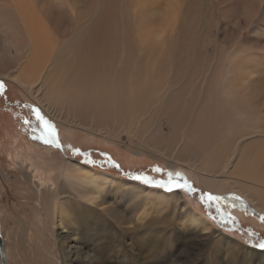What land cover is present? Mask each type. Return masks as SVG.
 Returning a JSON list of instances; mask_svg holds the SVG:
<instances>
[{"label":"bare ground","instance_id":"obj_1","mask_svg":"<svg viewBox=\"0 0 264 264\" xmlns=\"http://www.w3.org/2000/svg\"><path fill=\"white\" fill-rule=\"evenodd\" d=\"M0 79L62 131V147L43 144L41 160L19 150L14 157L41 185L34 215L42 207L60 231L51 264L120 257L119 248L76 245L101 216L152 234L137 264H157L159 250L184 237L211 248L213 264H221L222 240L234 245L178 192L65 156L75 134L180 168L207 192L246 201L257 221L264 215V0H0ZM114 205H128L123 222ZM114 223L98 228L112 242ZM3 230L0 221L7 264ZM234 246L233 254L264 264V253Z\"/></svg>","mask_w":264,"mask_h":264},{"label":"rangeland","instance_id":"obj_2","mask_svg":"<svg viewBox=\"0 0 264 264\" xmlns=\"http://www.w3.org/2000/svg\"><path fill=\"white\" fill-rule=\"evenodd\" d=\"M0 85H2L0 86V221L4 228L5 247L7 248L6 254H9V256L6 255L8 257L7 264H51L46 256L51 252V255L58 259V250L61 248V241L57 238H59L58 234L60 231L57 230L55 232L51 230L48 223L49 218L46 216L42 207L38 209L39 213L37 212V214L34 215V208L39 206L36 191L40 189L41 185L37 182L34 184L29 180V178L19 170L16 158H14L16 150H19L23 151L24 155L34 159V162H36L37 159L41 160L43 157H46L47 151L42 147L43 143L32 138L33 136L39 135V123L35 120L31 111L33 105H29L24 101L19 89L16 88L14 84L7 80L0 79ZM25 121H30V123L26 125ZM34 128L36 129L35 132L32 131ZM56 129L58 139H60L59 143H62L61 141L63 140L60 138L62 131H60L58 127H56ZM5 131H10L9 133H11V136L8 137ZM81 138L82 137L77 134L67 138V143L64 145L65 150L63 152L65 156L68 155L67 157H70L79 164L114 174L125 181H135L131 179V176L135 174H144L160 179L165 178L163 175L164 172H179L184 179L189 181V183L197 189V191L195 193L184 191L174 192H178L184 200L186 199L189 206L195 208L197 211H201L203 216L208 218L207 220L213 225V228L220 234H224V238L228 237L229 240H232L234 245H240V247L247 249L248 252L257 250L256 252L258 254L264 253V248L258 247V244L264 241V220H262L264 215L257 221L254 216L257 214V211L251 209L247 202L240 197L236 195H220L222 199L218 202L220 208L218 212L215 203L201 202V194L207 191L199 186L198 180L193 174L189 172L187 174V172L180 168L169 169L157 161H152L149 156L147 158V156L139 157L133 155L128 152L123 145L94 141L88 136L83 139ZM16 139L18 140L14 142ZM53 145L56 148L55 144ZM34 148L37 149L34 150ZM73 149H79L80 152L76 153ZM103 154H107V157L111 158V163ZM130 159L134 161L131 162ZM138 159L139 161H137ZM89 161H95L96 163L93 164ZM112 164H117L119 167H113ZM155 167L161 168L163 172H154L152 169ZM189 174H191V176ZM43 177L44 184H50V176L45 175ZM114 207L119 210L117 222L120 223V220L123 222L128 212V205L125 207L114 205ZM221 213L225 215L222 216ZM101 217L104 220L98 223L100 227L106 229L107 226L113 225L112 223H114V221L111 222L103 216ZM254 218L257 224L254 222ZM98 220L99 218L94 219L91 223H97ZM94 223L88 232L90 235L87 234L88 237L82 235L83 238L77 240L76 245L82 246V244L86 243L94 248L120 249V257H117V255L109 259L102 257L98 261L99 264H137V256L142 248H145L152 234H147L141 229L134 228L133 226L114 223L116 225L115 228L111 227L110 230L115 236L112 242L110 241L112 237L111 234H109L108 231L105 232L102 231V229H98L100 227L96 230ZM77 227L80 233H82L84 227L80 225H77ZM67 236L68 237L62 242L64 248L70 243V236ZM40 239H44L45 242L47 241L46 244L49 247L46 245L45 249L38 248ZM184 239L180 238L175 244L166 245V248L164 247V249L159 250L157 264L214 263L211 248H205L200 243L198 244L200 246L197 247V245L194 244L195 241L186 238L185 242H183ZM208 242L209 241H204L203 244H207ZM234 245L231 244L230 241L222 240V249L221 252H218L220 263L250 264L243 258V256H245L244 253L233 254V251L231 252L233 249L231 247H235ZM39 249L40 251H38ZM254 259L257 261L260 259V256L254 255Z\"/></svg>","mask_w":264,"mask_h":264},{"label":"snow or ice","instance_id":"obj_3","mask_svg":"<svg viewBox=\"0 0 264 264\" xmlns=\"http://www.w3.org/2000/svg\"><path fill=\"white\" fill-rule=\"evenodd\" d=\"M2 86V85H0ZM31 111L34 115L35 120L39 123V135L33 136V139L39 140L41 143L45 145H53L60 149L62 146L59 143L58 135H57V129L56 125L46 118L45 115H43L42 110L39 107H31ZM30 121H25V124H29ZM33 132L36 131L34 128L32 130ZM74 152L79 153V149H73ZM104 157L111 163V158L107 157V154H103ZM90 163L95 164V161H89ZM113 167L118 168L119 165L112 164ZM156 173H161L163 170L159 167H155L152 169ZM165 178H154L152 176L144 175V174H135L131 176V179L138 181L141 184L154 187L157 189H161L165 192H174V191H184L188 193H195L197 189L189 183L186 179H184L179 172H172L167 171L163 173ZM202 203H215L217 205V211H220L219 208V201L222 199V197L218 195H213L210 192H204L200 196ZM238 199V197H237ZM222 216H224V213H221ZM264 219V218H262ZM258 247L264 248V241L260 242L258 244Z\"/></svg>","mask_w":264,"mask_h":264},{"label":"water","instance_id":"obj_4","mask_svg":"<svg viewBox=\"0 0 264 264\" xmlns=\"http://www.w3.org/2000/svg\"><path fill=\"white\" fill-rule=\"evenodd\" d=\"M4 250H3V241H2V237L0 235V260L2 264H5V257H4Z\"/></svg>","mask_w":264,"mask_h":264}]
</instances>
